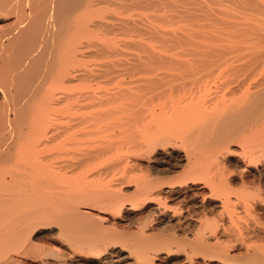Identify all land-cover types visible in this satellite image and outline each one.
I'll return each instance as SVG.
<instances>
[{"label": "bare ground", "instance_id": "6f19581e", "mask_svg": "<svg viewBox=\"0 0 264 264\" xmlns=\"http://www.w3.org/2000/svg\"><path fill=\"white\" fill-rule=\"evenodd\" d=\"M163 254L264 264V0H0V264Z\"/></svg>", "mask_w": 264, "mask_h": 264}, {"label": "rangeland", "instance_id": "374dc122", "mask_svg": "<svg viewBox=\"0 0 264 264\" xmlns=\"http://www.w3.org/2000/svg\"><path fill=\"white\" fill-rule=\"evenodd\" d=\"M174 170H175V171H174ZM180 171H181V170H179V169H177V171H176V169H173V172H172V170L169 171L170 174H169L168 172H166V173H168L169 175H171V173H172V174L174 173L173 175H176V173H177V175H179V174H180ZM175 172H176V173H175ZM166 173H162V174L164 175V174H166ZM160 175H161V174H160ZM166 175H167V174H166ZM169 175H168V176H169ZM168 176H167V177H168ZM162 177H163V176H162ZM164 177H166V176H164ZM164 177H163V178H164ZM169 177H170V176H169ZM171 177H172V176H171ZM165 179H166V178H165ZM169 179H170V178H169ZM180 204H181V203H180ZM133 222H134V223H133ZM133 222H129L130 224L128 223V226L130 225L132 228H135L134 226L136 225L137 222H139V220H137V222L134 220ZM168 232H169V231H168ZM166 233H167V232H165L164 234H166ZM169 233H170V232H169ZM188 238H190V237H188ZM187 245H188V244H187ZM187 245H186V246H187ZM187 247H188V246H187ZM163 256H164V257H163L162 259H164V261H166V264H187V261L185 260V258L183 257L182 254H172V255L170 254L169 257H168V256L166 257V255L163 254ZM170 256H171V257H170ZM164 261L161 262V264H165ZM183 261H184V262H183ZM185 261H186V262H185ZM181 262H182V263H181ZM159 264H160V263H159Z\"/></svg>", "mask_w": 264, "mask_h": 264}]
</instances>
